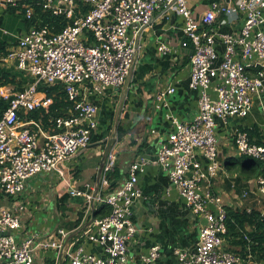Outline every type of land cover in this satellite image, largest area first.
Segmentation results:
<instances>
[{"label": "built area", "instance_id": "obj_1", "mask_svg": "<svg viewBox=\"0 0 264 264\" xmlns=\"http://www.w3.org/2000/svg\"><path fill=\"white\" fill-rule=\"evenodd\" d=\"M5 5L21 11L29 26L0 57V68L14 67L27 80L21 88L0 86V97L9 100L0 116V264H36L41 253H51L42 264H128L129 241L138 231L133 217L142 196L139 173L151 161L139 156L111 191L109 174L117 166L114 148L99 181L96 177L84 188L74 186L61 165L90 145L99 124V106L90 97L127 83L141 55V34L163 7L174 8L184 21L182 46L192 49L189 86L198 93L199 109L191 121L168 114L172 130L153 162L168 171L200 223L206 219L194 248L173 245V264H263L248 235L243 252L226 240L227 211L213 185L223 168L217 121L247 117L255 97L264 91V0L213 1L200 16L189 0H5ZM37 8L62 17L66 25L60 30L43 25ZM219 16L222 24L242 18L243 25L237 32L220 31L215 26ZM217 39L224 45L222 55ZM158 49L166 52L169 46L161 43ZM56 85L63 86L72 104L66 114L52 119L56 131L50 132L43 121L25 117L37 109L49 112L53 97L44 89ZM175 90L171 86L157 95L159 108L168 106L167 96ZM232 141L240 155L264 163V144L252 142L242 126L234 128ZM43 172L57 173L68 194L84 200L80 211L87 221L99 204L110 205L111 212L70 230L60 227L19 238L25 210L18 198L27 179ZM257 184L264 201V175ZM247 195L245 191L242 199ZM262 214L264 218V209ZM160 255V245H153L136 264H157Z\"/></svg>", "mask_w": 264, "mask_h": 264}, {"label": "crops", "instance_id": "obj_2", "mask_svg": "<svg viewBox=\"0 0 264 264\" xmlns=\"http://www.w3.org/2000/svg\"><path fill=\"white\" fill-rule=\"evenodd\" d=\"M213 1L234 2L235 0H189L196 16L202 15ZM219 16L215 26L220 31L237 32L243 25V19L225 24ZM29 23L18 9L6 6L0 0V40L7 44V51L18 43V39L27 31ZM184 21L174 8H161L155 12L150 25L141 34V55L131 71L127 83L120 89L109 88L99 96L90 99L99 106L98 128L94 131L90 145L80 149L76 155L61 165L66 178L76 187L91 185L97 177L102 164L104 151L112 138H117L112 148L117 153V166L122 176L115 180L119 186L128 176L129 167L139 156L151 162L139 173V186L142 196L134 209V221L138 231L129 241L128 264H136L140 255L147 253L153 245H160L161 255L157 264H173V245L181 244L194 248L198 240L200 224L186 207L184 199L173 186L168 171L163 170L156 160L162 142L172 130L168 114L182 121H191L198 113V93L189 86L190 57L192 49L183 47ZM264 30V24L262 25ZM166 43L169 50L159 51V45ZM216 49L220 55L224 50L221 40L217 39ZM9 69V80L20 73L14 67ZM14 74V75H13ZM6 78H3L5 81ZM16 83L7 82L4 87L17 88ZM175 92L167 96L168 106L158 107L157 95L168 87ZM21 88L22 86H18ZM120 113L117 118V112ZM118 124L124 128L119 137ZM236 126H257L264 143V91L256 96L251 113L247 117H228L226 121H217V136L220 143L219 158L222 170L214 179L213 191L220 195L226 209L241 210L247 208L264 209V201L259 192L257 179L263 172V165L255 172L242 167V155L238 153L232 141V132ZM153 130L155 132L153 133ZM228 158L237 163L226 166ZM116 183V182H115ZM248 195L242 199V194ZM24 205L23 230L16 234L25 238L32 232L54 231L63 227L73 229L79 219L84 200L72 197L67 192L64 181L55 172H43L27 179L25 189L18 198ZM10 206L13 204L7 201ZM91 218L88 220L90 221ZM87 219L82 218L79 224ZM87 221V222H88ZM86 245L96 252L101 248L85 240ZM51 253H41L36 264L49 261Z\"/></svg>", "mask_w": 264, "mask_h": 264}, {"label": "trees", "instance_id": "obj_3", "mask_svg": "<svg viewBox=\"0 0 264 264\" xmlns=\"http://www.w3.org/2000/svg\"><path fill=\"white\" fill-rule=\"evenodd\" d=\"M13 10H16L15 7H12ZM37 12L39 17L43 20L42 24H50L55 25L56 30H60L62 27L66 25L64 19L58 16H52L48 12H43L42 8H37ZM7 53V44L4 41L0 40V57ZM9 69L0 68V86L7 84V82L16 83L17 76H20V82H18V86H24L26 83V79L23 77L21 73L13 74L14 76L12 79L9 80ZM3 78H6L3 81ZM47 95L53 97V104L50 106V110L48 113L45 112L43 109H37L31 111L25 117L26 119L34 118L36 120L43 121L46 129L50 132H55L54 125L52 124V119L61 115L66 114L68 108L71 106L72 102L69 101L66 92L63 89L62 85L50 86L46 87ZM9 100L0 97V116L2 112L8 107ZM24 118V117H23ZM243 127V126H242ZM249 134L250 140L252 142L258 144H264L261 139V132L257 126L254 127H243ZM119 137L124 133V128L118 124V131ZM242 167L246 171L255 172L256 168L260 165H263V172L261 175H264V163L258 159H255L249 155H242ZM237 163L235 158H228L227 163L225 162L226 166H230L232 164ZM122 174L115 168L113 172L109 174L110 185L108 187V191L114 189L117 185L116 183L112 184L113 181L118 180ZM227 211V234L226 238L231 247L234 249L241 246L243 252V247L247 244L244 236L245 234L248 235L250 240L252 241V250L256 254V257L259 261L263 262L264 264V218L263 214L260 210L252 209L250 211L247 208L241 210H234V209H226ZM111 212V207L108 204H99L93 211V215L95 218L102 217L107 215ZM84 216V211H80L79 219L77 220V225L81 222ZM249 226V230L247 227ZM237 250V249H236Z\"/></svg>", "mask_w": 264, "mask_h": 264}, {"label": "water", "instance_id": "obj_4", "mask_svg": "<svg viewBox=\"0 0 264 264\" xmlns=\"http://www.w3.org/2000/svg\"><path fill=\"white\" fill-rule=\"evenodd\" d=\"M229 1V0H228ZM119 113H120V109L119 111L117 112V118L116 120H118V116H119ZM117 140V138H112L109 140V143L104 151V154H103V160H102V164L100 165L99 167V170H98V174H97V181H99V178L101 176V173H102V170H103V163L104 161L106 160V157H107V154L109 153V151L112 149L115 141ZM116 181H113L112 184H114ZM98 190V187L96 188V191ZM94 220V215L92 214L91 216V220L90 221H93ZM203 220V223L206 222V219H202Z\"/></svg>", "mask_w": 264, "mask_h": 264}, {"label": "rangeland", "instance_id": "obj_5", "mask_svg": "<svg viewBox=\"0 0 264 264\" xmlns=\"http://www.w3.org/2000/svg\"><path fill=\"white\" fill-rule=\"evenodd\" d=\"M192 213V212H191ZM193 214V213H192ZM194 216H196L195 214H193ZM226 240H227V238H226Z\"/></svg>", "mask_w": 264, "mask_h": 264}]
</instances>
